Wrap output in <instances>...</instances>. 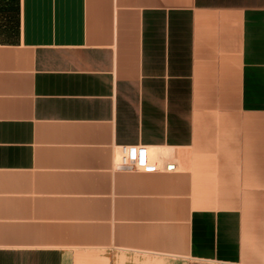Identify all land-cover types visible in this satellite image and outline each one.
Here are the masks:
<instances>
[{
	"label": "crops",
	"instance_id": "crops-1",
	"mask_svg": "<svg viewBox=\"0 0 264 264\" xmlns=\"http://www.w3.org/2000/svg\"><path fill=\"white\" fill-rule=\"evenodd\" d=\"M195 263L264 264V0H0V264Z\"/></svg>",
	"mask_w": 264,
	"mask_h": 264
},
{
	"label": "built area",
	"instance_id": "built-area-1",
	"mask_svg": "<svg viewBox=\"0 0 264 264\" xmlns=\"http://www.w3.org/2000/svg\"><path fill=\"white\" fill-rule=\"evenodd\" d=\"M115 170L124 173H140L145 171L174 173L178 164L170 160V156L158 159L155 163L148 161L139 148L122 147L115 156Z\"/></svg>",
	"mask_w": 264,
	"mask_h": 264
},
{
	"label": "rangeland",
	"instance_id": "rangeland-1",
	"mask_svg": "<svg viewBox=\"0 0 264 264\" xmlns=\"http://www.w3.org/2000/svg\"><path fill=\"white\" fill-rule=\"evenodd\" d=\"M155 160V159H154ZM171 160V159H170ZM156 161H157V159H156ZM195 264H207V263H195Z\"/></svg>",
	"mask_w": 264,
	"mask_h": 264
}]
</instances>
